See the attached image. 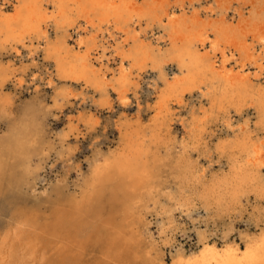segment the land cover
Instances as JSON below:
<instances>
[{
	"label": "bare ground",
	"instance_id": "bare-ground-1",
	"mask_svg": "<svg viewBox=\"0 0 264 264\" xmlns=\"http://www.w3.org/2000/svg\"><path fill=\"white\" fill-rule=\"evenodd\" d=\"M38 57L53 68L44 66L52 98L36 96L14 112V92L40 91ZM145 75L154 79L146 90ZM187 96L199 106L185 122L189 140L178 141L173 125ZM133 104L132 120L124 110ZM118 109L121 117L103 127L116 131V151L96 154L80 192L64 180L54 190L60 207L39 216L28 190L51 152L71 153V137L96 133L99 115ZM65 110L66 129L52 139L47 120ZM250 110L253 123L236 132L230 113ZM220 121L230 134L211 146L206 134ZM263 137L264 0H0V264H264V235L242 243L232 226L221 240L197 232L199 249L168 262L174 234L162 227L141 243L130 224L140 203L156 201L164 173L176 183L167 201L187 220L214 208L241 217L252 199L264 202ZM200 149L226 158L228 173L207 180L186 156Z\"/></svg>",
	"mask_w": 264,
	"mask_h": 264
},
{
	"label": "rangeland",
	"instance_id": "rangeland-1",
	"mask_svg": "<svg viewBox=\"0 0 264 264\" xmlns=\"http://www.w3.org/2000/svg\"><path fill=\"white\" fill-rule=\"evenodd\" d=\"M6 6L8 11H12L14 6H16V2L13 1L9 6ZM4 58L6 59L7 57L4 56ZM36 62L38 67L43 70V72L38 71L40 76L45 78L43 83L36 82L40 90L38 94L33 92L32 85H30L28 89H22L14 92V89L8 84L9 88L7 90L14 92L13 94L15 96L13 100V106L15 108L13 110L14 112L17 111L20 106L31 102L36 96H39L40 100L44 99L46 101H49L52 98V88L44 84L48 77L47 75H44V66L52 72L53 68L51 65L44 63L41 57H38ZM150 78L151 77L149 76H144V82L142 83L144 90H146V83L148 81L153 82L152 80L154 79ZM147 97L146 93L143 92L142 100H146ZM151 97H154L155 100L156 94L153 93ZM186 102H189L190 106H188V108L184 111L177 108V111L181 112L179 115L180 121L174 122L173 125V131L178 133V141H181L182 139L187 141L189 140L185 122L187 123V120L189 119V111L193 107L191 104L196 107L199 106L196 96L192 98H188L187 96ZM50 104H52V102ZM152 104L153 101H151L149 105L152 106ZM140 106L141 110L146 108V104H144L143 101H141ZM124 111L126 112L127 118L130 117L129 119L133 120L138 109L135 104H133L129 109ZM120 112L121 110L118 109L113 117L111 112L104 110L103 114L99 115V119L102 124L96 130V133L88 134L86 129L84 130L81 128L80 130L82 131V135H79L77 140L71 137L68 142V145L72 148V152L65 154L63 158L59 159L55 154L56 151L51 152L50 159L46 161L43 165V169L39 172V179L37 178L36 181L34 180L36 183L35 191L32 192L30 188V190H28V192L33 195L29 199L31 202L30 204L39 202L37 211L39 216L50 217L52 211L60 207L57 203L55 204L57 193L54 190L58 189L64 180L66 182V186H68L71 191L76 189L80 192V187L83 186L84 178L89 171V162L94 158L101 159V154L116 151L118 142L116 131L109 126L105 131L103 127L108 125L106 123L109 119L114 118L115 120L118 119V117H121L122 114ZM65 113H68V110L59 114V117H57L58 119L53 117L48 118L47 123L49 129L52 131V133L49 132V136H52V139H54V137L56 138V134H59L61 131L66 129L64 117ZM251 113V110L243 113L242 115H238L234 111L230 113L236 132L238 126H242L243 130L245 129V120H249L253 123L254 115ZM141 114L142 116L140 118L142 122L144 124H148L150 115H145L146 113L143 111ZM175 119H177V117H175ZM219 123L220 124H217L216 126L212 125L206 134L208 135V140L210 141L209 143L211 146H214L219 141L227 140L226 138L228 137L226 136L230 134L227 128L224 127V124L221 123V121ZM97 141L98 143H96ZM58 149L59 146L56 145L55 150ZM98 149L100 152H98ZM211 151L209 150L208 152H204L200 149L197 151L188 150L186 153V156H189L192 162L196 163L198 170L206 172L207 180H209L214 174L228 173L226 158H219L218 155L211 154ZM181 152L182 148L179 146L175 150V156L181 155ZM97 153L101 154L96 156ZM165 156L166 154L163 150L159 152V158H163ZM161 179L164 182V185L157 188L159 193L156 197V201H143L140 203L137 206V215L132 217L130 224L133 229L131 232L133 236L137 237L141 243L146 244L151 241L150 235L155 238L160 235L159 233L162 227L172 232L174 234L173 239H166L168 242L167 244L170 245V247L165 250V258H167L168 262L177 253L183 252L189 254L199 249L200 243L198 242L197 232H207L212 237L221 240L220 238L222 235L229 230L230 226H232L233 230L230 231V237L237 238L242 243L251 238L259 239L260 236L264 235V215H262L264 214V202H258L252 199L251 205L247 207V211L241 217L237 214V211L220 212L214 208L208 214H205V212L200 209L193 213L191 220H187L180 214L179 206L176 204L175 200L171 199L170 201H167V197L170 195L177 196L176 183L170 182V175L167 173H164ZM30 182L31 184L29 186H33L34 182H32V177ZM189 195L192 197L191 194ZM198 207H200V205H198ZM192 223H194V225ZM92 255H94V253H92ZM95 255L97 256V254ZM98 257L100 256L98 255ZM150 260L152 262H156L155 254L150 256ZM111 264L120 263L112 262Z\"/></svg>",
	"mask_w": 264,
	"mask_h": 264
}]
</instances>
